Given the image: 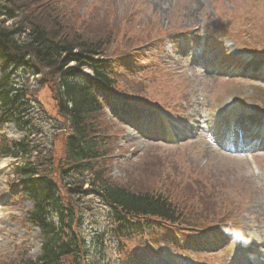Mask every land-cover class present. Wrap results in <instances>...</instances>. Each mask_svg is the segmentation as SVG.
<instances>
[{"label":"rangeland","instance_id":"rangeland-1","mask_svg":"<svg viewBox=\"0 0 264 264\" xmlns=\"http://www.w3.org/2000/svg\"><path fill=\"white\" fill-rule=\"evenodd\" d=\"M11 1L18 6L24 3L27 13H34L38 21L60 18L69 38L79 35L88 40H111L104 58L118 62L111 70L120 98L104 91L97 98L100 113L92 122L104 141V155L98 164L106 168L112 183L135 193L161 194L191 219L187 224L154 218L138 220L144 230L124 238L121 244L113 234H106L102 263L230 264L231 256L241 251L232 247V232L240 242L261 243L259 248L264 253V150L229 153L214 146L210 136L212 124L229 110L247 114L256 111L264 116V72L258 83L253 77L242 78L246 75L228 76V71L238 66L234 58L255 67L264 62V0H46L49 14L45 15H39L46 10L45 3L35 6L34 0H0V12L14 10ZM19 10L13 19L0 17L6 20L4 27L18 26L22 18ZM184 34L194 38L189 42L192 48L196 39L206 34V43L217 51L209 54L218 60V71H227V79L191 69L185 59L166 56L170 54L166 39ZM21 39L23 36L18 37ZM16 71L11 81L25 93L26 113L33 120L28 139L37 144L34 150L48 152L50 167L47 160L40 166L52 170L50 177L59 188L63 204L76 202L85 209L79 216H83L80 235L91 250L86 262L99 264L91 239L95 233L107 232L111 215L108 207L89 195L88 171L69 178L82 180L86 195L69 197L61 184L60 173L66 167L64 140L70 130L58 114V82L53 78L45 83L46 69L39 74ZM83 73L90 72L85 69ZM124 101L140 114V119L143 113L158 120L162 116L187 120L189 125L194 124L190 135L175 142L143 138L130 125L133 119L120 120L113 114V108H123ZM138 126L141 128V124ZM20 138L12 123L0 125V142ZM34 157L33 153L32 160ZM17 164L16 160L0 158V264H19L40 253L38 231L26 221L32 203L19 196L14 176ZM213 227L221 229L214 234V230L209 232ZM227 227L234 230L227 231ZM190 239L207 250L190 245ZM157 256L167 261L158 262Z\"/></svg>","mask_w":264,"mask_h":264},{"label":"trees","instance_id":"trees-1","mask_svg":"<svg viewBox=\"0 0 264 264\" xmlns=\"http://www.w3.org/2000/svg\"><path fill=\"white\" fill-rule=\"evenodd\" d=\"M45 2L34 0L33 4L38 6ZM18 5L17 2L12 3L14 10L0 12L3 19H13L18 9L22 12L17 27L14 24L9 28L4 27L6 20L0 19V122H14L23 136L16 142L3 141L0 144V157L20 159L14 176L21 195L32 202V208L26 213V221L38 230L41 243L39 256L19 264H88L86 261L91 250L85 237L80 235L83 216L79 214L84 215L85 209L76 202L63 204L59 188L50 177L52 170L40 166L41 162L47 160L50 167L51 158H46L48 152L41 148L34 150L37 144H31L28 139L32 135L33 120L26 113L25 93L11 86V79L14 78L10 72L12 69H33L35 74L46 69L48 80L45 83L53 78L57 80L55 101L58 114L65 119L70 130L64 140L66 167L60 173L61 184L69 197L73 194L81 196V193L86 195L81 188L83 183L69 178L89 170V193L110 209L112 229L107 231L114 235L118 244L131 234L141 232L140 224L143 222L138 220L154 218L173 224L181 221L191 223L190 218L185 220L186 216L165 196L135 193L114 184L106 174V168H100L98 164L104 155V141L92 122L94 116L100 113L95 91L115 93V80L109 74L111 64L104 58L111 40H88L79 35L69 38L63 32L60 18L38 21L34 13H27L24 3ZM43 5L46 8V3ZM47 10L39 15L49 14ZM19 36H23L21 42ZM84 69L91 74L83 75ZM104 235L105 232L95 233L91 239V247L96 252L99 264H109L102 263Z\"/></svg>","mask_w":264,"mask_h":264},{"label":"bare ground","instance_id":"bare-ground-1","mask_svg":"<svg viewBox=\"0 0 264 264\" xmlns=\"http://www.w3.org/2000/svg\"><path fill=\"white\" fill-rule=\"evenodd\" d=\"M159 1H161V0H159ZM167 119H168V118H167ZM172 124H173V123H171V125H170L169 122L166 121V120L163 121V125H165L164 127H165L166 129H168L169 126H172Z\"/></svg>","mask_w":264,"mask_h":264}]
</instances>
